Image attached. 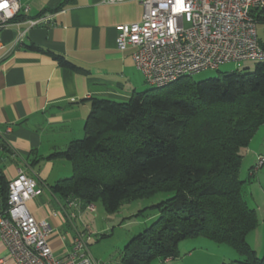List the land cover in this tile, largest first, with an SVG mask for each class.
I'll use <instances>...</instances> for the list:
<instances>
[{"label": "trees", "instance_id": "obj_1", "mask_svg": "<svg viewBox=\"0 0 264 264\" xmlns=\"http://www.w3.org/2000/svg\"><path fill=\"white\" fill-rule=\"evenodd\" d=\"M217 72L200 81L183 77L124 102L93 98L84 138L53 154L73 166L71 177L52 186L64 199L101 200L114 213L125 203L173 193L127 244L122 264L177 259L180 244L195 238L228 246L242 257L239 264H264L247 241L259 221L239 177L242 151L264 126V62L253 71ZM8 187L0 172L2 208Z\"/></svg>", "mask_w": 264, "mask_h": 264}, {"label": "crops", "instance_id": "obj_2", "mask_svg": "<svg viewBox=\"0 0 264 264\" xmlns=\"http://www.w3.org/2000/svg\"><path fill=\"white\" fill-rule=\"evenodd\" d=\"M29 4L27 18L50 15L51 20L30 29L17 46L16 28L0 32V172L9 182L20 171L37 181L42 195L29 201L28 209L36 220L52 225L50 246L61 256L72 250L74 238L64 230V215L70 216L65 208L68 199L55 195L52 186L71 177L73 166L53 154L85 136L91 99L124 102L144 90L145 79L132 50L117 48L118 28L139 22L144 8L136 1L31 0ZM56 56L77 69L62 65ZM1 259L0 264H14L0 238Z\"/></svg>", "mask_w": 264, "mask_h": 264}, {"label": "built area", "instance_id": "obj_3", "mask_svg": "<svg viewBox=\"0 0 264 264\" xmlns=\"http://www.w3.org/2000/svg\"><path fill=\"white\" fill-rule=\"evenodd\" d=\"M30 1L0 0V5H6L0 6V32L16 28L14 46L23 43L30 29L51 20L50 15L27 18ZM126 1L140 3L144 12L139 22L118 28L117 48L132 50L137 69L152 87L218 70L225 64L264 62L258 32L262 26L264 37V0H106L109 4ZM258 160L253 171L264 165L263 157ZM41 195L37 181L23 171L9 182L7 204L3 208L0 204V238L8 257L14 264H99L81 235L75 237L69 253L58 256L53 252L54 228L48 221L36 220L28 209V202ZM84 206L69 199L65 208L79 213L84 208L96 210L94 204Z\"/></svg>", "mask_w": 264, "mask_h": 264}, {"label": "rangeland", "instance_id": "obj_4", "mask_svg": "<svg viewBox=\"0 0 264 264\" xmlns=\"http://www.w3.org/2000/svg\"><path fill=\"white\" fill-rule=\"evenodd\" d=\"M258 32L260 39L263 40L262 26H259ZM256 63L258 61L248 60L241 63L240 66L236 63L225 64L219 68V71L231 72L244 68L253 71ZM218 74L217 70H208L193 77L200 81L215 77ZM144 86L142 92L152 88L147 82L144 83ZM185 142L187 143L186 139ZM242 155L243 162L239 177L244 181L243 195L249 207L256 211L259 221L258 227L248 235L247 241L253 246H251L253 249H259L258 254L262 258L264 256V165L256 171H253V168L259 162L258 157L264 158V126L260 127V130L258 129L249 146L242 151ZM172 196L173 193H158L149 198L125 203L114 213L107 212L101 200L94 203L96 207L94 212H88L84 208L80 214L78 210L75 211V208H67L70 216L64 215L65 212L63 211L66 218L64 230L65 233L73 235L74 239L80 235L84 236V242L88 244L89 252L99 264H122V256L127 244L157 219L159 211L156 205ZM72 200H76L80 204L83 202L79 198H72ZM56 206L58 207V205ZM59 210H61L60 207ZM179 249L180 256L172 262L156 260L155 263L239 264L242 259L228 246L215 245L205 238L185 240L180 244Z\"/></svg>", "mask_w": 264, "mask_h": 264}, {"label": "snow or ice", "instance_id": "obj_5", "mask_svg": "<svg viewBox=\"0 0 264 264\" xmlns=\"http://www.w3.org/2000/svg\"><path fill=\"white\" fill-rule=\"evenodd\" d=\"M0 6H6V5H0Z\"/></svg>", "mask_w": 264, "mask_h": 264}]
</instances>
